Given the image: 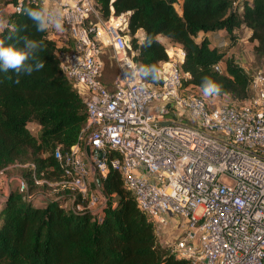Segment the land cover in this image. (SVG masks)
Returning a JSON list of instances; mask_svg holds the SVG:
<instances>
[{"label": "built area", "instance_id": "built-area-1", "mask_svg": "<svg viewBox=\"0 0 264 264\" xmlns=\"http://www.w3.org/2000/svg\"><path fill=\"white\" fill-rule=\"evenodd\" d=\"M241 1L233 5L240 12ZM41 3L62 23L61 38L53 28L50 36L59 44L73 40L61 54L62 69L81 90L88 118L70 153L56 150L63 179H40L34 172L35 182L54 192L71 190L87 199V208L97 209L104 198L90 164L100 178L116 169L159 236L180 224L170 246L176 256L189 264H264V70L253 72L246 101L211 105L183 93L190 74L182 70L186 51L180 43L165 44L162 85L144 79L131 52V11L116 14L111 6L105 18L97 0ZM12 10L20 12L21 6ZM214 39L218 48L227 44ZM107 48L119 68L113 87L102 79ZM214 68L221 71V62ZM112 151L117 155L110 157ZM9 168L0 169V185L12 181ZM13 180L11 187L27 193L24 178Z\"/></svg>", "mask_w": 264, "mask_h": 264}, {"label": "trees", "instance_id": "trees-1", "mask_svg": "<svg viewBox=\"0 0 264 264\" xmlns=\"http://www.w3.org/2000/svg\"><path fill=\"white\" fill-rule=\"evenodd\" d=\"M235 1L97 0V6L105 18L111 6L116 14L131 11V52L148 83L162 85L160 74L156 80L145 76L150 75L149 67L159 73L168 59L158 38L161 34L186 51L182 70L190 75L184 86L203 92L207 78L221 86L216 96L241 103L249 98L253 73L228 50L238 42L242 27L250 29L253 53L263 60L264 70V0H242V12L234 8ZM0 4L12 6L6 21L0 22L6 25L0 28V39L17 47L23 46L20 37L25 35L42 41L43 50L36 56L44 63L31 75L21 74L19 83L14 72L0 71V169L10 166L8 175L16 169L28 184L25 194L9 189L0 204V264H189L162 244L155 224L140 210L118 170L110 168L102 176L98 187L104 202L97 209L87 208V199L71 190L54 192L49 184L35 182L34 172L40 179H63L56 150L66 156L79 141L87 124V107L81 90L62 69L61 54L73 40L59 44L50 36V28L37 32L23 14L25 8L44 9L41 0H1ZM17 4L20 12L12 10ZM140 29L143 40L136 36ZM221 29L231 39L226 48L212 45L207 37L197 40L200 32ZM9 34L12 38L6 39ZM217 62L221 71L214 68ZM31 123L39 126L36 132ZM39 194L44 202L36 201Z\"/></svg>", "mask_w": 264, "mask_h": 264}, {"label": "clouds", "instance_id": "clouds-1", "mask_svg": "<svg viewBox=\"0 0 264 264\" xmlns=\"http://www.w3.org/2000/svg\"><path fill=\"white\" fill-rule=\"evenodd\" d=\"M23 14L28 17L35 25L37 32H46L49 28H54L57 31L62 30L60 20H51L47 10L43 8H25ZM6 25L0 24V28ZM12 34H9L6 39H11ZM23 41L22 47H17L14 44H6L5 39H0V71L5 73L12 71L17 75L16 83H19L21 74L31 75L34 71H39L44 67L36 53L43 50V42L29 38L25 35L20 37ZM151 43V40L149 41ZM34 61L35 63H31ZM149 72L145 76H151L152 79H159L158 70L155 67H149ZM203 92L205 96L217 95L221 92V86L217 83L205 78L203 81Z\"/></svg>", "mask_w": 264, "mask_h": 264}, {"label": "rangeland", "instance_id": "rangeland-1", "mask_svg": "<svg viewBox=\"0 0 264 264\" xmlns=\"http://www.w3.org/2000/svg\"><path fill=\"white\" fill-rule=\"evenodd\" d=\"M9 7H12V6L10 5ZM177 8L180 9L178 5H177ZM3 9L6 10V8H3L2 4H0V12ZM241 36L244 38V40L243 42L240 43L239 48H236L235 50V51L238 50V54L233 52V56L239 57L240 60L244 56V58H246V63L248 64V67H249L248 71L253 73L254 71L260 69L263 66V60L262 59L257 60V58L255 57V54L253 53V44L249 41V38H246L247 36L243 34V32ZM167 43H168V40L166 41L165 44L167 45ZM103 58H104V70L102 72V79L107 83L109 87H113L112 84L115 79V76L118 73L119 68L117 66L116 61L113 59V52L110 48L106 49V51L104 52ZM183 93L201 96L204 99H206V101H208L211 105H221V104L237 102L228 96H224V97H220L216 95L205 96L204 93L199 88L193 87L191 85H185L183 87ZM31 129L33 130V132L37 131V127H35V125L34 126L31 125ZM90 168L92 171V177L94 178L95 168L91 164H90ZM15 173H17L16 169L12 173H10L9 177L11 180L14 179L13 175H15ZM6 182L9 183L8 181ZM5 185H7L6 191L12 188V187H9V184H5ZM180 231H181L180 224H178L176 228L169 227V229L166 230V234H163L160 236V241L165 246L170 247L177 240L180 234Z\"/></svg>", "mask_w": 264, "mask_h": 264}, {"label": "crops", "instance_id": "crops-1", "mask_svg": "<svg viewBox=\"0 0 264 264\" xmlns=\"http://www.w3.org/2000/svg\"><path fill=\"white\" fill-rule=\"evenodd\" d=\"M9 11H10V7H7L6 10H4V9L1 10V12H0V22H3L4 23L6 21V15L8 14ZM51 20H55V18L54 17H51ZM242 32H243V34H245L247 36L246 38H249V36L251 35V30L250 29H248L246 27H242L239 30V32H238V35H239L238 42L233 47H230L229 48L228 55H232L233 56V52H235V53L238 54V50L237 51H235V50H236V48H239L240 43L243 42V40H244V38L241 36ZM54 33L57 34L58 38H61V36H62L61 31H57V30L54 29ZM137 34H138L139 37H141V38L144 39V32H143V30L140 29ZM215 35H217L219 37H222V38H224L226 40L227 44L225 46H223L222 48H226L231 43L230 37L228 36L227 32L225 30H223V29L216 30V31H209V32H200L199 35H198V37H197V40H200L202 37H207L210 40V42H211L212 45L218 46L217 45V41L214 39ZM158 38L164 44L166 43L167 40H169L166 36L161 35V34L158 35ZM234 57L237 58V59H239V57H237V56H234ZM241 62L244 64V66L247 69H249L248 64L246 63V58H244V56L242 57ZM31 125H33V126L35 125V127H37V128L39 127L36 123H31L30 124V127H31ZM13 176H14V178H18L21 175L17 172ZM98 176H99L98 172L95 171V173H94V181H95L94 184L96 186H99L100 185L99 182H98ZM12 182H14L13 179H12V181L10 183H7L6 181H4L0 185V204L4 201L5 196H6V194L9 191V189L6 191L7 185H5V184H9V187H11L12 186L11 185ZM3 192H4V194H3ZM44 200L45 199H44L43 195H41V194H39L38 197H37V199H36L37 202H44Z\"/></svg>", "mask_w": 264, "mask_h": 264}, {"label": "water", "instance_id": "water-1", "mask_svg": "<svg viewBox=\"0 0 264 264\" xmlns=\"http://www.w3.org/2000/svg\"><path fill=\"white\" fill-rule=\"evenodd\" d=\"M167 116H169V115H167ZM86 151H87V154H90V146H86ZM99 156H101V153H99ZM98 182H99V184L101 183L100 176H98ZM24 199H26V196L24 197Z\"/></svg>", "mask_w": 264, "mask_h": 264}]
</instances>
